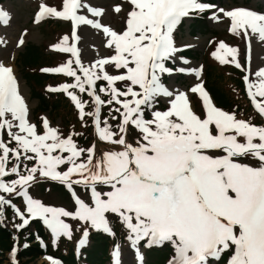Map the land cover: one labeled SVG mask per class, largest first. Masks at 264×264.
I'll use <instances>...</instances> for the list:
<instances>
[{
  "label": "snow or ice",
  "instance_id": "snow-or-ice-1",
  "mask_svg": "<svg viewBox=\"0 0 264 264\" xmlns=\"http://www.w3.org/2000/svg\"><path fill=\"white\" fill-rule=\"evenodd\" d=\"M127 2L131 10L121 32L95 19L102 17L104 10L88 0H62V10L41 3L34 17L36 22L59 18L73 25L72 42L65 35L53 48L74 59L43 71L64 74L74 83L49 91L67 93L79 119L84 122L86 117L92 118L99 140L122 150L97 157L95 145L79 147L73 139L79 133L65 137L47 118H42L44 131L39 132L29 122L28 106L13 68L0 63V222L5 207H11L14 217L21 221L15 225L17 230L39 219L54 238H71L72 227L65 218L112 234L108 219L112 214L127 228L133 245L171 244L174 255L169 264H213V260L219 264L225 256L226 264H264V126L219 109L203 83H197L190 92L202 101V118L193 109L188 93L170 90L162 80L164 74L173 71L167 62L181 51L175 46L174 30L193 12L215 6L200 0ZM83 11L93 18L80 14ZM114 11L120 13L121 6H115ZM218 11L230 19L232 34L249 41V49L254 36L264 43V14L245 8ZM212 18L220 20L215 12ZM10 19L0 7V24L7 25ZM82 25L101 30L104 46L113 54L85 66L78 48L77 29ZM23 43V39L18 41ZM238 55L236 47L224 42L213 53L220 63H234L244 70ZM228 56L232 59H226ZM109 67L116 74L109 73ZM193 72L200 77L201 70ZM254 76L258 87L248 75L244 80L251 102L264 116V68ZM98 81L106 83L98 88ZM118 83L125 88L117 87ZM77 90L92 99L94 111H86L88 101ZM160 98H168L166 110H157ZM106 104L116 106L113 110L118 115L111 118L119 120L118 131L101 118ZM146 112H150V119ZM132 129L139 137L135 144L127 140ZM13 142L15 147H10ZM250 158L258 166L244 162ZM9 176L16 178L9 181ZM40 178L66 186L74 199V210L46 206L33 198L29 188ZM76 185L89 192L88 201L76 193ZM102 186L108 190H101ZM13 196L23 199V211L12 202ZM88 236L85 229L80 247L88 243ZM15 254L13 248V257ZM49 259L51 264H59ZM114 264H120L119 250L114 252Z\"/></svg>",
  "mask_w": 264,
  "mask_h": 264
},
{
  "label": "rangeland",
  "instance_id": "rangeland-1",
  "mask_svg": "<svg viewBox=\"0 0 264 264\" xmlns=\"http://www.w3.org/2000/svg\"><path fill=\"white\" fill-rule=\"evenodd\" d=\"M203 1L206 0H200L202 3ZM214 1L215 7L203 12H193L190 17L182 19L181 23L174 30L173 35L175 46L179 49L184 48L183 50L185 51H179L176 54V58L174 60L167 62L173 71L171 75L164 74L162 77L164 84L168 86L170 90L184 91L188 93L193 109L197 114L201 115L202 118L204 116L202 101L198 94H193L190 92V89L197 83H203V86L209 93L214 105L219 109L224 110L223 107H220L216 103L215 98L206 86L207 70L220 73L225 70V67L229 66L230 64H234H222L213 56V53L217 51L220 42H224L230 47H236L239 50L237 59L242 64L244 70L240 68L237 70L239 71L238 76L240 78L243 91H245V88L248 87L244 77L248 75L249 80L258 87L259 81L254 76V73L260 68H264V43L259 41L258 36H254L251 38V47L249 49V41L242 38V36L232 34L230 32V19L224 17L223 14L219 13L218 11L219 9L230 11L236 8H245L260 14H264V0ZM88 2L92 6L104 10L102 17L95 19H99L102 24L110 26L117 32L124 30L126 26L125 21L127 13L131 10V5L127 2V0H88ZM41 3L56 7L58 10H62V0H0V7L6 10L11 16V19L7 25L0 24V63H3L5 66H10L14 70V74L19 83V91L21 92L28 106L29 122L35 124L38 131L41 133L44 131L42 118H47L50 122V126L59 129V131L65 137H67L70 133H79V135H75L73 137L78 146L82 148H88L95 145L97 157L101 156L107 151L122 150L120 146H114L108 142L99 140L98 135L95 132L94 125L91 124L87 129L88 124H85V122H82L79 119L78 110L74 106V103L71 101L70 97L68 103L75 111L74 114L72 113L70 123H64V121L61 119L62 115L60 114L70 109L68 106L64 108L61 107L59 109L60 112L57 115L52 112L36 109L37 99L32 96L31 87L35 89L41 88L42 90V88L45 86L47 89H50L58 87L59 84L62 86L64 84L74 83L73 81H60L57 80V78L50 77L46 79L43 85L38 86L33 83H27L25 79L26 75L28 76V74L41 73V71H43V69H45L44 67L46 66L51 69L62 66L69 59H74L70 54L58 52L53 48L54 45L62 41V38L65 35H68L70 37V43L72 42L70 34V22L59 18H46L40 22H36L34 17L38 12L39 5ZM117 5L121 6L122 8L120 13H116L114 11V7ZM214 12L220 16L219 21L212 18ZM80 14L89 15V18H93L86 11H83ZM86 27L80 26L78 28L77 32L80 37L78 48L80 50L82 63L85 66H90L97 59L110 56L113 54V52L104 46L105 37L101 30L94 29L91 26ZM20 39H23L24 41L22 45L18 44ZM26 44H30L32 47L38 48L39 54L43 55L45 59L43 61L34 64L30 63L28 65H23V63H20L19 57L21 53L24 52ZM221 54H223V50H221ZM226 59L231 60L232 58L231 56H228ZM185 60L188 61V63L185 64ZM74 67L78 66L74 65ZM181 68L185 69V71L180 72L179 69ZM107 70L111 74H116V71L111 67H109ZM193 70H201V75L199 78L194 74ZM65 77L70 79L68 76ZM221 79L222 78L218 79L217 82H219ZM223 80L224 78L222 79L220 86L224 89L230 88L231 83H229V81L225 83ZM97 83H99V85H97L99 88L104 86L106 82L98 81ZM117 87L123 90L125 85L123 83H118ZM253 91H255V88ZM232 95L236 99L240 97L236 94ZM80 96L83 100L88 101L86 111H94L92 99L90 97H84L81 94ZM104 96L108 99L106 94H104ZM246 99L248 100L251 107V99L247 97ZM257 99L259 100L262 98L257 97ZM168 106V98H160L157 104V110H166ZM114 107L116 106H109L107 104L102 107V120L107 118V112L111 115H118L114 112ZM251 109H253V113L255 115L256 110L254 106ZM146 114V118L150 119V112L149 114ZM254 115L240 119L250 122L256 126H264V119L261 117L256 119V116ZM89 119L91 121V117H86V122H88ZM113 130L118 131L117 128H113ZM138 138L139 137L135 129H132L127 136L128 142L132 144H135V141ZM3 139L6 142L8 141L6 132L3 135ZM9 146L15 147V143L13 142ZM244 162L251 163L253 166H258L255 160L251 158ZM8 166L11 167L12 165L9 164ZM31 166L32 165L29 163V167ZM63 167L66 168V166ZM15 178V176H9L6 179L10 181ZM40 179L43 183L39 182L38 180V182L34 183L29 188V192L33 198L39 199L46 206L62 207L66 210H74V200L72 199V196L69 195L66 186L61 188L59 185H55L51 188L53 181L47 179L46 182H44V178ZM75 187L76 193L81 198L88 201L89 192L83 189L81 186L76 185ZM101 190L106 191L108 189L106 186H102ZM15 200L16 199L12 198V202L20 207V209L23 211L25 207L23 200V206H20ZM111 217V223L117 220L120 221L117 216L109 214L108 219ZM65 220L72 227V235L73 230H77L87 225L85 222L71 218H65ZM19 223H21V221L18 217H14L13 209L11 207H5L4 219L2 222H0V226L10 233V238H8L5 242L0 240V264H24L25 259L20 258L21 255L19 254V251L21 249L30 248L31 246H39L44 251L43 247L44 244H46V240L44 237L38 238L36 236L32 222L31 224L29 223V225H27L25 228L17 230L15 225ZM115 232V234H118L117 230ZM93 235L95 236L98 234L93 233L92 237ZM129 236L130 233H127L124 237V241L120 239L115 242V245L112 247L111 254L107 257L110 259L109 263L114 264V252L116 250H119V261L122 262V264H137L139 257H142V260L140 259L142 264H156V261H158L160 264H169V261L174 255V250L172 247L168 253H166L165 257L159 259L160 254L163 253L162 249H153L149 246H146L145 242H141L138 245H133L132 241L129 239ZM47 239L52 241L53 247H56L57 245H65L64 240L61 241V239L54 238L52 234L51 236L48 235ZM108 240L109 239H107V244ZM91 245L92 241L88 238V243L81 249L79 246H77V256H80L82 259L85 255L89 256ZM13 248L16 249V254L14 257H10L9 251L13 250ZM65 248L67 247H61V250H65ZM109 249L110 247H107V253L110 252ZM49 258H53L58 261L59 264H62L59 259L53 257V255H46L45 253H41L35 258L29 259L28 264H51V260ZM107 258L104 259L105 264H108ZM226 260H224L222 264H226ZM80 264L93 263H90L88 260H82Z\"/></svg>",
  "mask_w": 264,
  "mask_h": 264
},
{
  "label": "trees",
  "instance_id": "trees-1",
  "mask_svg": "<svg viewBox=\"0 0 264 264\" xmlns=\"http://www.w3.org/2000/svg\"><path fill=\"white\" fill-rule=\"evenodd\" d=\"M45 58L43 55L39 54V49L32 47L30 44H26L25 50L23 53H21L19 57V62L23 63V65H28V64H34L40 61H43ZM28 74V73H27ZM239 71L235 69L232 66H227L225 67V70L223 72H214L211 70L206 71V86L213 95V97L216 100V103L220 106L223 107L224 110L228 113H235L236 117L238 119L243 118V117H249L250 115H254L248 100L246 99L245 92L243 91V88L241 87V82L239 78ZM57 78V80L60 81H73L74 80L69 77L70 79H67L65 76H50V75H45L41 73H33V74H28L26 75L25 79L27 83H33L35 85H43L46 79L48 78ZM224 78V82L231 83V87L224 89L221 87V81L222 79L217 82L218 79ZM216 82V83H215ZM59 83V82H58ZM99 85V83H97ZM31 94L34 98L37 99V106L36 109L41 110V111H48L52 112L54 114H58L60 111L59 109L62 107L68 106L70 109L64 111V113H60L62 115L61 119L64 121V123H70L71 118H72V113L74 114V109L71 107V105L68 103L69 96L65 92H56V93H49L44 90V88L40 89H35L31 87ZM77 94L80 95V93L77 90ZM232 94L239 95L237 99L233 97ZM84 97H88L86 94H81ZM100 95L103 97V99L107 100V98L104 96V94ZM107 120L108 122L112 125L113 128H117V124L119 123V120H113L111 117L110 113L107 112ZM147 115V114H146ZM256 116V119L259 118V116ZM85 124L87 123V129L90 127L92 122L90 119L88 122L86 120L84 121ZM70 125V124H69ZM67 125V126H69ZM86 129V128H85ZM118 129V128H117ZM91 132V128H90ZM55 186V185H54ZM60 188V187H59ZM61 189V188H60ZM20 206H23L22 199L16 198L15 200ZM116 227V230L118 231V235L121 236L123 234L122 228L118 225H114ZM35 230L40 236H43L46 238V234L43 231V229L40 227L38 223L35 225ZM9 232L2 228L0 226V240L5 242L9 236ZM102 237V238H101ZM93 244L91 245V249L89 251V256L88 260L93 263V264H103L104 262V256L106 255L107 251V238L104 236H99L98 235H93ZM122 238V237H120ZM168 245H163V253L160 254L159 259L163 258L166 256V253L169 251ZM67 250L63 251L61 250V247L56 249H52L51 246L48 244L47 250L45 252L60 256L66 264H79L78 261H76L75 256H74V247L71 242H68L66 244ZM154 249V248H153ZM171 249V248H170ZM157 250V249H156ZM41 253H44V251L39 247V246H31L30 248H25L21 249L19 251V254L21 255V259H25L24 264H28L29 259L35 258L39 256ZM99 255V256H98ZM152 257V256H151ZM154 257V256H153ZM156 264H160L158 261H156Z\"/></svg>",
  "mask_w": 264,
  "mask_h": 264
},
{
  "label": "bare ground",
  "instance_id": "bare-ground-1",
  "mask_svg": "<svg viewBox=\"0 0 264 264\" xmlns=\"http://www.w3.org/2000/svg\"><path fill=\"white\" fill-rule=\"evenodd\" d=\"M82 26H83V25H82ZM82 26H81V27H82ZM85 27H86V26H85ZM86 28H87V27H86ZM80 29H81V28H80ZM83 30H84V29H83ZM87 30H88V29H87ZM79 31H80V30H79ZM90 33H91V32H90ZM85 35H86V34H85ZM87 36H88V35H87Z\"/></svg>",
  "mask_w": 264,
  "mask_h": 264
}]
</instances>
